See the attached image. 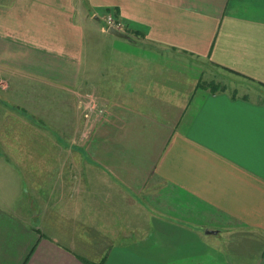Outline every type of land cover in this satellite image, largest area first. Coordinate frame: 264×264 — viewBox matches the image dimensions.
I'll return each mask as SVG.
<instances>
[{
    "label": "crops",
    "instance_id": "1",
    "mask_svg": "<svg viewBox=\"0 0 264 264\" xmlns=\"http://www.w3.org/2000/svg\"><path fill=\"white\" fill-rule=\"evenodd\" d=\"M0 264H264V0H0Z\"/></svg>",
    "mask_w": 264,
    "mask_h": 264
},
{
    "label": "rangeland",
    "instance_id": "2",
    "mask_svg": "<svg viewBox=\"0 0 264 264\" xmlns=\"http://www.w3.org/2000/svg\"><path fill=\"white\" fill-rule=\"evenodd\" d=\"M214 79H212V83L217 85L219 87V90H226L229 91L230 93H235L238 96H247L249 98L254 97L255 95H258V92L256 91L255 86H253L250 83L247 82H241L235 78H231L228 76H221V75H216L215 77L212 76ZM210 83V82H209ZM85 107H88V103L85 104ZM98 108V105H97ZM87 109V108H85ZM85 112V116H91V119L94 118H102L104 113L102 111H83Z\"/></svg>",
    "mask_w": 264,
    "mask_h": 264
},
{
    "label": "built area",
    "instance_id": "3",
    "mask_svg": "<svg viewBox=\"0 0 264 264\" xmlns=\"http://www.w3.org/2000/svg\"><path fill=\"white\" fill-rule=\"evenodd\" d=\"M104 27H105L104 30H107L109 27H112L115 30H117V31L120 32L121 31V28H122V25H121V23L111 13H109V14H107L104 17ZM86 108L89 111H92L93 110V107L92 106L90 108H89V106L86 107Z\"/></svg>",
    "mask_w": 264,
    "mask_h": 264
},
{
    "label": "water",
    "instance_id": "4",
    "mask_svg": "<svg viewBox=\"0 0 264 264\" xmlns=\"http://www.w3.org/2000/svg\"><path fill=\"white\" fill-rule=\"evenodd\" d=\"M107 32H108V34H110V35H112L114 37H117V38H121V39H126L127 38V36L125 34H123V33L119 32V31L115 30L112 27H109L107 29Z\"/></svg>",
    "mask_w": 264,
    "mask_h": 264
},
{
    "label": "trees",
    "instance_id": "5",
    "mask_svg": "<svg viewBox=\"0 0 264 264\" xmlns=\"http://www.w3.org/2000/svg\"><path fill=\"white\" fill-rule=\"evenodd\" d=\"M204 86L208 87L212 91L219 90V87L217 85H215L214 83H208V84H205Z\"/></svg>",
    "mask_w": 264,
    "mask_h": 264
}]
</instances>
